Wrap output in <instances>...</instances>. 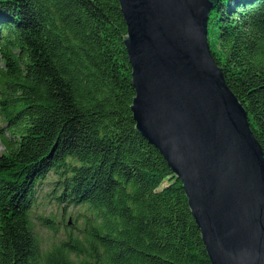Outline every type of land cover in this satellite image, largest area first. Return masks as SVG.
<instances>
[{"label": "trees", "instance_id": "16d2710c", "mask_svg": "<svg viewBox=\"0 0 264 264\" xmlns=\"http://www.w3.org/2000/svg\"><path fill=\"white\" fill-rule=\"evenodd\" d=\"M126 35L119 0H0V264H212L182 183L137 132ZM208 43L264 151V0H220ZM51 177L89 215L45 251L32 213Z\"/></svg>", "mask_w": 264, "mask_h": 264}, {"label": "water", "instance_id": "95a60500", "mask_svg": "<svg viewBox=\"0 0 264 264\" xmlns=\"http://www.w3.org/2000/svg\"><path fill=\"white\" fill-rule=\"evenodd\" d=\"M137 132L182 183L212 264H264V151L208 43L220 0H119Z\"/></svg>", "mask_w": 264, "mask_h": 264}, {"label": "rangeland", "instance_id": "374dc122", "mask_svg": "<svg viewBox=\"0 0 264 264\" xmlns=\"http://www.w3.org/2000/svg\"><path fill=\"white\" fill-rule=\"evenodd\" d=\"M2 151L0 144V153ZM53 181L54 178L51 177L39 187L37 202L32 213L35 231L45 251L67 240L69 235L82 238L87 222L85 215H89L84 208L65 207L66 204L56 201L52 192ZM45 218H49L51 222L45 223Z\"/></svg>", "mask_w": 264, "mask_h": 264}]
</instances>
